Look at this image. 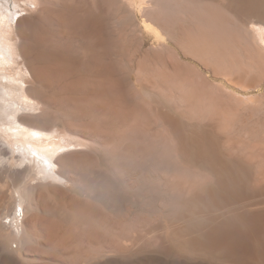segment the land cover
<instances>
[{
	"label": "rangeland",
	"instance_id": "rangeland-1",
	"mask_svg": "<svg viewBox=\"0 0 264 264\" xmlns=\"http://www.w3.org/2000/svg\"><path fill=\"white\" fill-rule=\"evenodd\" d=\"M15 1L19 21L11 22L5 36L17 55L9 70L0 71L37 96L38 102L25 106L42 115L38 125L55 127L56 136L72 144L64 160L69 184L37 189L42 223L32 224V232L44 237L52 228V240L44 239L58 251L72 235L74 240V231L82 239L103 233L106 238L101 234L94 247L105 252L96 262L131 253L140 260V245H157L158 237L181 224L180 211L189 209L182 200H157L155 186L166 184L161 178H171L175 194L186 180L216 181L180 151L182 137L212 141L231 171L246 174L245 201L255 204L259 194L264 201V47L249 18L239 19L213 0H147L142 12L140 0ZM147 24L158 29V38ZM181 24L188 34L175 36ZM169 163L173 174L167 175ZM19 181H3L0 194L17 193L24 185ZM248 188L254 191L248 194ZM91 212L102 221L136 224V230L126 227L121 237L102 229L101 220L87 222ZM147 226L156 231L141 237ZM55 235L65 236L66 244L58 245ZM43 237L27 247L28 264H58L52 258L60 251Z\"/></svg>",
	"mask_w": 264,
	"mask_h": 264
},
{
	"label": "bare ground",
	"instance_id": "bare-ground-1",
	"mask_svg": "<svg viewBox=\"0 0 264 264\" xmlns=\"http://www.w3.org/2000/svg\"><path fill=\"white\" fill-rule=\"evenodd\" d=\"M213 1L219 3L221 7L234 12L239 19L249 18L251 20L248 23L249 27L264 47V0H227L226 3L223 0ZM145 3H147V0H140L141 12L144 11L143 8L145 7H143V4ZM18 7L19 4L15 0H0V68L5 70L10 69L7 66L15 62V55H17L15 54L16 48H14L16 46L10 43L11 41L9 42L5 34H8L7 30L12 27L11 24L13 22H16L17 19V22L19 21V18H16L19 13ZM182 22L187 23L188 18H183ZM152 27L147 26L150 30ZM153 28L158 38L160 32L158 29L155 30V26ZM189 29L184 24H181L180 26L178 25L173 33L175 36H179L181 32L188 34L187 31ZM167 43L172 44L168 39ZM105 55L110 56L107 51H105ZM116 58L124 60L125 57L119 54ZM26 69L31 74L30 69ZM18 81L19 79L16 76L6 75L3 71H0V184L7 180L14 182L15 179L22 181H19L22 184L24 183L19 188L20 190L18 189L19 191L17 193L14 192V195L12 194L10 197L3 190L0 194V264H28L25 257L27 256V247L38 244L40 238L43 237L39 234L40 232H32V228L31 230L29 228L32 224L37 228L42 223L39 214L40 199L38 198L37 189L39 187L42 189L48 185L53 188L52 185L57 184L59 186L60 184L67 186L69 179L66 174L71 170L66 166L67 163L66 165L64 164V160L71 155L68 153L72 150V144L64 143L58 135L56 136V132L54 133L55 127L49 128L47 126L48 128H46L43 125H38L41 122L42 115L33 113L36 108L25 106L32 100L38 102V98L30 93V87L26 83ZM178 141L181 148L180 151L183 152L192 165L198 166L200 170L210 171L216 178L215 183L212 185L204 181V184L198 183L199 185L194 181H183L179 194L174 193L175 188L173 185L171 186V178L169 176L161 178V180L166 181V184L155 186L157 200L159 199L163 204L177 203V200L181 203L182 200V204L185 202L183 205L189 207L188 210L184 209L185 211L182 213L180 211L179 221L181 222H178L181 224H177V227L174 225V229L168 231L166 229L167 232L162 234V237L157 234L160 236L158 237L159 242L157 245L150 247H146V244V246L140 245V260L136 258L137 253H131V255L122 256L119 259L105 256L107 259L106 263L103 261L96 262L95 260L103 255L100 251H105L103 249L96 250L94 246L97 243L96 241L99 243L101 234L102 237L105 235L99 231L101 234L99 236L96 235L95 238H93L94 234L90 233L89 236L91 237L85 236L82 239L80 236L77 237L79 232L74 230L76 239L70 240L73 235H70L71 237L67 235V238L70 237L67 240L65 236L61 235L63 240L64 238L66 239L67 244L66 241L58 239L62 240L63 243L65 242V246L60 245L62 241L58 242L59 244L56 243L58 241L57 238L60 236L55 235L56 245L61 246L60 252L58 248L55 249L53 247L59 253L55 255V252H53L55 258L53 257L54 255L46 253L47 257L51 255L54 262L58 264H264V201L259 202L260 194L257 196L258 200H254V195L255 204L252 200H250V204L245 201L247 196L245 194V185L248 183L245 184L243 177L246 174H243L244 176L242 177L240 172V174L236 173L240 171L239 169L236 172L231 171L221 158L219 150L215 147L216 145L214 146L213 142L208 138L190 136L189 138L182 137ZM73 152L72 154L75 153ZM239 165L242 166L241 164ZM166 168L167 173H165L168 175V172H172L170 163L169 167L166 166ZM236 168L242 167L238 166ZM241 170L243 172V168ZM170 174H173V172ZM1 188L3 189V187ZM252 191L254 190L248 191V194L249 192L252 193ZM257 191L255 192L257 193ZM185 195L189 198H186ZM183 196L187 200L183 201ZM262 198L264 199V197ZM190 204L191 206H189ZM183 205H180L179 209L182 210V207L184 208ZM163 207H161L162 210ZM179 209L176 210L177 214ZM90 215L87 217V222L88 218L91 221L101 220L97 221V224L101 222V226L104 227L102 229L109 228V231L118 232L119 236L121 233V237L126 227L130 230H136V224L129 222L132 226L129 227L127 224L125 227V220L122 219L116 223L117 221L112 222V220L102 221L103 218L101 219L100 216H96L92 212ZM79 223L81 227L82 221H79ZM103 224L107 226L105 227ZM47 228V231H49L48 235L42 232L43 229L39 230L46 235L44 236L46 240L51 241L53 234L50 230L52 228ZM154 229L153 226H147L143 230L145 233L142 231L144 235H141V237H151V231H156ZM68 232L69 234L73 233L72 230ZM91 232H93V229ZM44 237L42 238L43 240H45ZM97 237H99V240L96 239ZM147 240L149 241V239ZM48 241L45 244L49 243ZM144 242L142 243L144 244ZM50 245L51 242L47 246ZM52 245L50 246L51 248Z\"/></svg>",
	"mask_w": 264,
	"mask_h": 264
}]
</instances>
